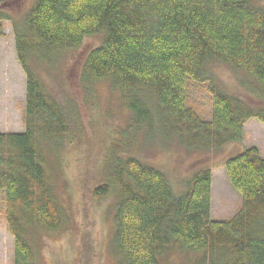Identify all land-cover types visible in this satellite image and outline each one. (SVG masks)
<instances>
[{
	"label": "trees",
	"instance_id": "1",
	"mask_svg": "<svg viewBox=\"0 0 264 264\" xmlns=\"http://www.w3.org/2000/svg\"><path fill=\"white\" fill-rule=\"evenodd\" d=\"M34 2L15 25L26 74V128L0 132V195L15 239L14 264H37L30 229L68 224L49 166L72 135L75 112L44 75L87 38L101 35L82 60L81 88L90 97L107 81L122 94L135 131L151 134L160 124L188 148L217 150L240 142L251 118L264 122L263 109L220 87L211 71L217 62L230 65L264 99V5L257 0ZM9 19L0 8V38ZM207 83L211 118L189 100L194 84ZM109 153L110 169L93 192L116 198L113 244L120 264H162L174 248L202 255V264H264V157L258 148L225 161L242 196L239 211L225 220L212 218V169L197 170L178 193L165 171Z\"/></svg>",
	"mask_w": 264,
	"mask_h": 264
},
{
	"label": "rangeland",
	"instance_id": "2",
	"mask_svg": "<svg viewBox=\"0 0 264 264\" xmlns=\"http://www.w3.org/2000/svg\"><path fill=\"white\" fill-rule=\"evenodd\" d=\"M264 5V0H257ZM34 0H0L10 16L0 38V132L25 131L26 74L19 62L15 25L31 9ZM35 3V2H34ZM33 6V5H32ZM26 12V13H25ZM25 14V16H24ZM101 35L86 39L82 48L60 59L45 81L64 103L74 108V127L58 155L51 156L49 175L68 224L58 230L30 229L29 240L37 264H120L114 237L115 196L97 197L93 189L103 182L112 161L108 154L135 156L146 164L165 171L178 193L197 170L210 168L212 181V218L233 217L242 206V196L232 186L225 168L227 158L256 147L264 157V122L251 118L240 142L217 150L191 149L166 135L157 124L153 133L135 131L122 94L107 82L97 84L93 96L80 86V67L87 52L100 43ZM217 84L243 97L255 110H264L262 100L245 83L250 79L230 65L214 63L211 68ZM207 84H194L189 100L205 118L212 116V99ZM15 239L5 213V196L0 195V264H14ZM204 257L177 248L168 250L162 264H202Z\"/></svg>",
	"mask_w": 264,
	"mask_h": 264
}]
</instances>
